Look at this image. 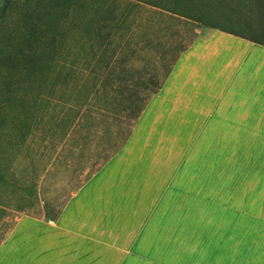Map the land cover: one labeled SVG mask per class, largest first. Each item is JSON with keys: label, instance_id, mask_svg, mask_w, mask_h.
<instances>
[{"label": "crops", "instance_id": "1", "mask_svg": "<svg viewBox=\"0 0 264 264\" xmlns=\"http://www.w3.org/2000/svg\"><path fill=\"white\" fill-rule=\"evenodd\" d=\"M92 163L76 190L44 189L56 206L69 195L57 219L15 217L0 264H264V45L196 35Z\"/></svg>", "mask_w": 264, "mask_h": 264}, {"label": "trees", "instance_id": "2", "mask_svg": "<svg viewBox=\"0 0 264 264\" xmlns=\"http://www.w3.org/2000/svg\"><path fill=\"white\" fill-rule=\"evenodd\" d=\"M136 8L144 9L147 16L132 17ZM74 9L82 13L80 19L65 15ZM18 13H23L22 21L15 20L13 29L0 31V244L19 213H43L46 219H57L69 195L63 202L56 201V206L44 189L59 177L64 182L61 189L76 190L85 170V180L97 170L94 159L102 158L103 164L119 151L150 98L134 96L139 108L132 110L129 129L122 128L133 100L111 110L109 105L117 97L103 91L111 81L97 87L98 76L90 60L85 62L88 73L83 79L74 76L81 54L88 58L95 48L100 61L118 33V45L124 40L129 43L138 36L133 28L141 27V40L147 44L154 19L167 25L182 20L191 37L176 45L180 32L173 31L170 39L163 40L160 60L166 58L167 64L154 82V93L192 44L199 26L264 45V0H22ZM9 18L10 11L3 4L0 24H7ZM113 56L98 65L110 68Z\"/></svg>", "mask_w": 264, "mask_h": 264}, {"label": "rangeland", "instance_id": "3", "mask_svg": "<svg viewBox=\"0 0 264 264\" xmlns=\"http://www.w3.org/2000/svg\"><path fill=\"white\" fill-rule=\"evenodd\" d=\"M130 1L135 2V0H130ZM21 2L22 0L2 1L3 4L7 5V10L10 11V18L8 20H11V19L12 20L8 21L7 24H4L5 22L1 23L0 31L4 30L5 28L13 29V27H15L13 21L15 20L16 22L18 20L22 21L21 16H23V13H20V14L18 13V5ZM3 4L0 6L2 7ZM74 10L67 11L65 15L77 16V18L78 16H80L79 17L80 19L82 16V13L78 9H74ZM146 14L147 13L145 12L144 9L136 8L133 11L132 17H135L138 20L141 17L145 18V16H147ZM79 19L75 20L77 24H78ZM229 24H232V23H229ZM153 25H154L152 28L153 34H152V37H150L151 41L147 44L144 42V40H141L144 38L140 37L143 29L141 27H135L133 29H134V32H136L138 36L129 43H127V41L124 40L121 42L120 45H118L117 41L120 39L119 37L120 33H118L115 37L113 36V39H112L113 41L110 47L106 48L107 53H105V57L102 58L100 61L98 60V57L100 56V52L96 53L95 48L94 50H91L90 56L88 58L87 56H83L81 54L76 59L77 61L76 70L74 73V76L77 77V78L75 77L76 79H79L83 74L88 73L87 71H85V62L87 60H90L91 63L93 64V67L96 69V73L94 74L98 76L96 78V80L99 81V82L96 81L97 87L100 88L101 87L100 84H104L103 81H108V80L111 81L112 83L114 81H117L119 83L120 87L122 88V91H120L121 93H117L116 91H113L109 85H107L104 88L105 90H108V93H112L116 95L114 97H117L114 100L115 104L109 105V108L111 110H114L116 108L119 109L120 106H124L127 103L126 101L133 100V102H131L132 104H131L130 109L126 112V114L122 118L124 126H128V124L130 125L132 123L133 118H134V111L132 110L139 108V101L136 100L138 98L135 99L134 96L145 97L146 95H150L153 92V90H155V87H156V85L154 84L155 80L160 79L164 65L167 64L166 58L165 60H160V57L162 56V50L160 49H162L163 40H166L165 38L170 39V34L173 31L180 32V36H178L180 40L179 41L177 40L176 42L174 41L176 45L177 44L179 45V43H182V44L187 43L189 38L191 37V33L187 31L189 27L186 26V24L183 23L182 20H179V21L173 20L172 22H168V25H167V24H163L162 21H159L158 19H154ZM62 29L63 31L67 30L66 24H63ZM77 31L80 32V25ZM195 31H196L195 33H197L196 35L202 38L206 37L208 33H211V29L205 28L203 26H199ZM262 38H264V36H262ZM100 44L101 43H99V45ZM94 45L95 47H97L96 44ZM92 51L95 53V58L92 57ZM113 53H114V56H113ZM111 55L113 56V58L109 60V62L112 63V66L110 68L107 69L103 67L102 64L101 66L98 65L99 62L100 63L107 62L108 58ZM63 59L64 58H62V61ZM68 59H71V58H68ZM150 78H152L153 81L148 82ZM81 79L83 78L81 77L80 80ZM146 84H148V86L144 87V85ZM100 94L102 95V93Z\"/></svg>", "mask_w": 264, "mask_h": 264}]
</instances>
